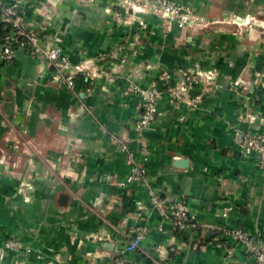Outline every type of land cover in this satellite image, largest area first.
<instances>
[{
    "label": "crops",
    "instance_id": "crops-1",
    "mask_svg": "<svg viewBox=\"0 0 264 264\" xmlns=\"http://www.w3.org/2000/svg\"><path fill=\"white\" fill-rule=\"evenodd\" d=\"M21 1L28 22L40 20L33 13L40 2L46 7L52 2ZM95 1L87 10L92 12L84 14L68 0H58L59 16L44 36L71 64H89L98 56L101 61L95 68L107 72L115 64L112 46L123 40L115 32L105 31L107 26L99 23L97 11L118 6L115 0ZM173 1L190 8L202 22L215 21L210 19L211 12L219 10L223 15H235L237 25H244L249 16L258 23L259 11L264 12V0ZM73 9L77 14L68 19V11ZM207 37L195 34L175 41L178 46L186 43V50L154 46L164 42L162 37H147L140 41L137 59L144 58L146 64L153 61L158 69L168 71L184 67L240 71L247 58L252 59L255 72L264 68V50L233 53L223 48L205 53L206 42L211 41ZM219 38L231 41L229 36ZM241 39L243 46L248 39L245 35ZM257 41L252 47L259 46ZM39 64V59L22 53L7 64L0 62V164L3 155L13 162L0 165V249L8 237L18 236L29 248V264H110L128 240V227L144 223L147 234L137 251L128 254L129 264H252L238 244L233 245L232 255L224 256L212 244L207 226L241 229L264 255V172L255 167L254 157L239 156L228 130L233 124L240 132L264 133V88L257 87L256 98L248 102L233 98L230 92L203 95L196 108L187 110L159 101L157 116L149 126L152 130L143 133L149 151L143 163L146 183L118 187L116 183L126 178L128 167L117 146L107 144L106 137L125 140L136 160L141 157L135 142L128 141L131 134L127 130L140 97H123L117 92L122 84L100 76L90 80L76 76L71 93L56 86L50 69L38 68ZM223 90L224 86L220 92ZM199 91L190 89L189 98ZM15 140L31 143L26 147L31 153L27 170L32 176L26 203L15 194L19 182L12 177L23 171L20 153L11 143ZM15 162L18 169H13ZM5 170L12 174L5 175ZM149 191L166 204L183 202L194 214L195 227L173 231L151 208ZM193 244L197 245L195 251ZM9 261L10 256L0 252V264Z\"/></svg>",
    "mask_w": 264,
    "mask_h": 264
},
{
    "label": "rangeland",
    "instance_id": "rangeland-1",
    "mask_svg": "<svg viewBox=\"0 0 264 264\" xmlns=\"http://www.w3.org/2000/svg\"><path fill=\"white\" fill-rule=\"evenodd\" d=\"M0 1L2 2V0ZM115 1L119 11L116 8L114 10H107V8H104L97 11L99 23L103 24L104 22V25L106 24L105 26H107L105 31L109 34L115 32L118 39L121 38V40H123L121 42L118 41V43L112 46L114 50V58L112 60L115 64L111 65L109 70L106 69L107 72L104 69L95 68L101 61L98 56H96L93 60H90L89 64H87V61L78 64H71L61 50L54 43H52V41H49V38H45V32L54 24V17L59 16L58 0H52L51 4L46 2V4H49L50 7H46L45 3L40 2L38 6L33 9V13L40 18L37 22H28L26 20L23 2L21 0H11L8 4L2 2L3 6L0 9V14L5 13L1 10L11 9V11H14L13 18L16 22H20L24 27L33 32L38 40V47L40 50L35 54L29 53L22 55L39 59L42 65L39 64L38 68H41L42 66V69H50V79L56 84V86L74 93L73 88L67 87L66 79L68 77H71L73 81L76 76H81L87 80H90V77L95 79L98 76L104 77L105 79L113 78V83H120L123 86L122 87L120 85L121 88L117 91L118 93L120 92V95L123 97L137 96L141 99L140 106L133 115V119L141 114L143 106L148 104L150 101L156 108V111L158 102L161 100L166 102L171 108L178 109L180 106H183L185 110H187L196 108L203 95L215 97L220 95V93H226L227 95V93L230 92L233 98H236L237 96L248 102L249 100L252 101L256 98L255 95L257 87L264 88V68H261L259 72L252 70L251 68L253 64L251 58L244 60L245 68L240 71L227 70L226 72H217L214 69L202 71L192 67L191 69L184 67L182 69L177 68L168 71L166 69H158L157 65H155L153 61H148L146 64L143 60L144 58H142V60H138L136 55L141 39L145 40L148 37L149 40L150 37L159 35L162 37L164 42L157 45H154L153 43L151 46L171 47L172 49L182 48V50H186V43L182 42L178 46L175 41L179 38H183V36L185 37L189 35L190 37V35L195 34H203L206 37L208 36L207 38L210 37L211 41L206 42L207 46L203 49L206 50L205 53H208L209 51L211 53H216L217 51L221 52L219 49L223 48H225L227 52L231 51L233 53L235 51L239 52L240 50L249 52L252 49H255V51L259 50L261 52L264 50V39L262 38L264 37V12L262 10L259 11L261 14L259 15L260 22L257 23L254 21L253 16H249L248 21L244 25H237L234 21L236 18L235 15L230 12L223 15V12H219V10L211 12L210 19L215 21L202 22L198 20V17L192 13L190 8L182 6L175 1H173L175 6L181 8L177 15L173 12L170 14V10H164L159 7L157 9H153V5H149L151 0ZM68 2L70 5L73 4L74 7H76L78 13L83 11L85 14L88 12L90 13L91 10H87L92 8L93 3L96 1L68 0ZM75 14H77L75 9H73V11L69 10L67 18H73ZM69 28L71 29L72 27L69 26ZM179 34V38L175 39V36ZM241 35H245L248 39V41H243V46H241V40H243L241 39ZM221 36H229L231 37V41H222V39L219 38ZM259 36L261 39H258ZM238 37L241 40L238 39ZM256 40H258V43L256 44L259 46L252 47L251 43ZM51 55H55V57L58 56L59 58H62V60L57 58L49 61L47 57ZM100 55L105 59L103 54ZM230 60L231 59H228L227 63L230 62ZM53 64H56V67ZM76 67L81 68L82 71H80L81 73L78 75H73L76 72L74 70ZM91 68L93 71H91ZM95 72L97 76L94 75ZM88 73L89 75L86 76L85 74ZM223 86L226 90L220 92V89ZM194 87L200 89V91L195 97L189 98V90ZM238 88L241 89L238 90ZM170 99H172V103H170ZM83 112L85 114L87 113L85 110H83ZM156 116L157 113L155 114L154 120L151 124L152 126ZM127 130L131 134V138L128 141L135 142L137 145L138 154L141 156L139 159L136 160L132 152L127 149L128 146L124 143L125 140L108 136L106 137V142L107 144L110 143L117 146L118 152L124 157V162L128 167V171L130 168L134 167L143 171L139 180L133 184H139L141 181H145L146 183L147 177L143 168V163H146L149 151L144 145L143 134L138 136L131 126ZM149 130H152V128H148L147 131ZM228 130L231 132L233 139L236 134L240 133V131L237 130L233 124L229 125ZM11 143L13 145V149L20 153V157H18L21 159L20 164L23 171H18L21 172L18 175L5 170V175L12 174V177L18 180L19 185L15 190V194L21 197L23 200L22 202L26 203L27 194L31 191L30 181L32 179L31 173L27 170V167H30L31 165V153L26 149V147L28 145L30 146L31 143L28 144L26 141L21 144L20 140H15ZM67 145L72 144L68 143ZM3 158L4 161H1L3 163L0 165L6 167V162L9 165H12L13 162H11V160H6L12 159L10 156L3 155ZM16 163L17 162L13 165H16ZM18 164L19 163H17V167H13V169H18ZM124 180L118 181L116 186H129L123 185ZM149 193L153 194L152 191H149ZM150 198L151 197L148 196L149 204L151 206ZM143 224L144 223H142V225ZM143 226L146 228L147 232L146 224ZM0 252L10 256L8 264H29L26 261L29 248L27 244L24 243L18 236L8 237L2 243Z\"/></svg>",
    "mask_w": 264,
    "mask_h": 264
},
{
    "label": "built area",
    "instance_id": "built-area-1",
    "mask_svg": "<svg viewBox=\"0 0 264 264\" xmlns=\"http://www.w3.org/2000/svg\"><path fill=\"white\" fill-rule=\"evenodd\" d=\"M145 1V0H144ZM153 5V9L158 7L164 10H170L177 15L181 8L175 6L173 0H151L149 5ZM0 1V9L2 8ZM5 12L0 14V23H7L11 27V32L3 39L0 44V62H11L16 54H35L39 52L38 40L29 29L24 27L20 22H16L13 18L14 11L11 9L1 10ZM23 37L24 41L18 42L17 38ZM59 58L55 55L48 56L47 59L52 61ZM62 60V58H59ZM56 67V64H53ZM76 72L73 75L81 73V68L76 67ZM67 87L73 88V80L71 77L66 79ZM150 101V100H149ZM172 103V99H170ZM156 108L151 101L143 106L141 114L138 115L132 122L131 127L138 136H141L152 124ZM234 141L241 158L254 157L255 167L264 172V133L240 132L234 136ZM143 174L141 169L136 167L130 168L123 185H130L138 181ZM151 201V208L155 210L156 214L167 220L173 231L180 232L188 226L195 227L194 214L181 201H174L166 204L163 199L157 195H149ZM225 215L222 214V217ZM212 233V244L222 251L224 256L229 257L233 252V245L238 244L242 247L243 252L250 257L252 264H264V255L259 247V244L244 231L239 228L227 229L223 226H207L206 228ZM146 228L143 225L133 224L128 229V240L123 246L122 250L116 254L110 264H129L128 254L136 252L141 242L145 238ZM197 245H192V250L195 251Z\"/></svg>",
    "mask_w": 264,
    "mask_h": 264
},
{
    "label": "trees",
    "instance_id": "trees-1",
    "mask_svg": "<svg viewBox=\"0 0 264 264\" xmlns=\"http://www.w3.org/2000/svg\"><path fill=\"white\" fill-rule=\"evenodd\" d=\"M11 27L7 23H0V44L3 42V39L11 32ZM18 42L24 41L23 37L17 38ZM7 64V63H3Z\"/></svg>",
    "mask_w": 264,
    "mask_h": 264
}]
</instances>
